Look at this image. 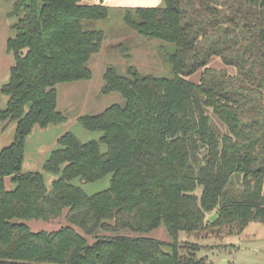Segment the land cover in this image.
<instances>
[{"label":"trees","instance_id":"1","mask_svg":"<svg viewBox=\"0 0 264 264\" xmlns=\"http://www.w3.org/2000/svg\"><path fill=\"white\" fill-rule=\"evenodd\" d=\"M123 13L140 36L174 45L159 47L173 76L109 66L102 93L125 104L78 118L98 139L58 138L43 167L56 177L48 188L42 172L22 171L26 139L35 125L66 121L56 85L92 78L105 34L87 21L107 19L110 7L12 1L0 122H16V132L0 151V264H210L181 233L234 224L238 234L264 222V0H161ZM215 57L237 73L210 67ZM201 69L198 82L188 78ZM109 174L110 186L93 194L73 182ZM63 215L56 230L29 225ZM161 225L171 241L122 234Z\"/></svg>","mask_w":264,"mask_h":264},{"label":"rangeland","instance_id":"2","mask_svg":"<svg viewBox=\"0 0 264 264\" xmlns=\"http://www.w3.org/2000/svg\"><path fill=\"white\" fill-rule=\"evenodd\" d=\"M13 0H0V109L4 108L8 96L1 92V87L9 80L10 67L14 64V58L6 51V43L11 36V21L7 18ZM85 4L103 3L110 7L107 19L90 20L87 25L93 29L104 31L105 39L101 50L94 54L89 61V67L93 76L88 80L59 83L58 110L66 117V121L59 124H50L46 127L35 125L26 139V150L23 172H42L48 188H51L54 175L44 171V163L50 152L57 147L58 138L66 132L74 133L81 141L86 142L98 139L101 132L86 130L78 121V118L86 114H96L112 104H125V98L118 92L103 94L104 74L109 66H114L122 75H127L129 66L135 67L142 74L172 77V68L162 58L159 47L166 42L160 39H150L140 36L125 24L123 8L120 6L123 0H83ZM161 4L159 0L158 5ZM129 7V6H128ZM124 46L130 55L119 52L115 46ZM168 44V43H166ZM169 50H174L173 44H168ZM209 66L221 70L225 68L229 74H236L233 66H225L219 57L213 58ZM202 69L189 76L191 80L198 82ZM16 122H0V151L9 146L15 137ZM111 174L95 182L81 183L78 179L74 184L79 185L87 194L107 189L110 186ZM9 187L15 185L10 181ZM216 212L207 214L208 219H214ZM66 224L64 215L51 221L34 220L29 225L34 231H52ZM230 233V234H229ZM122 234L130 236L144 235L157 238L162 241H171L164 225L143 234L131 231H123ZM90 240H93L92 238ZM181 241L195 243L199 246L200 257H204L210 264H264V222L251 221L243 232L236 234L235 225L220 228H207L200 232L181 233Z\"/></svg>","mask_w":264,"mask_h":264},{"label":"crops","instance_id":"3","mask_svg":"<svg viewBox=\"0 0 264 264\" xmlns=\"http://www.w3.org/2000/svg\"><path fill=\"white\" fill-rule=\"evenodd\" d=\"M116 0H113V2ZM159 0H123V2L120 3V6H155L158 5ZM9 182V178L7 179Z\"/></svg>","mask_w":264,"mask_h":264}]
</instances>
